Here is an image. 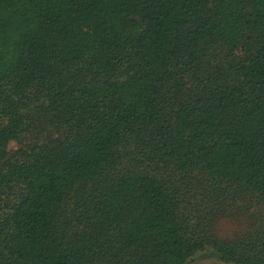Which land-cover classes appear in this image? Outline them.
<instances>
[{
	"label": "trees",
	"instance_id": "obj_1",
	"mask_svg": "<svg viewBox=\"0 0 264 264\" xmlns=\"http://www.w3.org/2000/svg\"><path fill=\"white\" fill-rule=\"evenodd\" d=\"M206 40L246 54L230 78L195 79ZM30 113L59 137L9 157ZM128 145L135 165L201 170L264 204V0H0V264H187L204 249L264 264V222L216 240L178 220L165 179L97 183Z\"/></svg>",
	"mask_w": 264,
	"mask_h": 264
},
{
	"label": "rangeland",
	"instance_id": "obj_2",
	"mask_svg": "<svg viewBox=\"0 0 264 264\" xmlns=\"http://www.w3.org/2000/svg\"><path fill=\"white\" fill-rule=\"evenodd\" d=\"M187 29V28H186ZM246 54L241 50H234L229 54L219 42L206 40L199 46L197 63L194 73L205 76L217 70L226 78L232 73L230 67L245 60ZM206 82V81H204ZM203 82V83H204ZM37 102L32 103V106ZM31 114V113H30ZM32 115V114H31ZM36 121V117L32 115ZM60 132L53 126L42 125L37 120L34 124L7 143L9 157L17 158V151L35 142L44 143L59 137ZM133 146L117 148V162L108 166L97 183L101 185L110 181L114 176L124 174H153L165 179L179 199L178 220H189L198 224L202 235H211L216 240L230 241L248 231L253 230L260 222H264V204L246 196L238 186L229 182L210 179L203 171L193 170L184 174L174 172L169 167H143L132 163ZM94 187V182H80L74 191L88 193ZM208 193L209 199L205 195ZM73 190L59 206V211H66L72 203ZM209 203L212 209L210 210ZM202 208L204 210L200 213ZM208 226L209 231L203 232ZM196 229V231H198ZM199 232V231H198ZM187 264H226L222 263L212 249H204L195 253Z\"/></svg>",
	"mask_w": 264,
	"mask_h": 264
}]
</instances>
